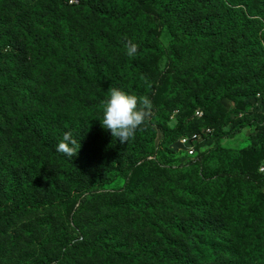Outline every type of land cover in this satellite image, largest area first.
<instances>
[{
  "label": "trees",
  "instance_id": "1",
  "mask_svg": "<svg viewBox=\"0 0 264 264\" xmlns=\"http://www.w3.org/2000/svg\"><path fill=\"white\" fill-rule=\"evenodd\" d=\"M132 1L0 0V142L8 136L12 146L4 158L11 178L0 184L7 201L43 173L59 185L83 172L107 181L126 161H136L138 169L155 155L158 130L173 141L214 125L207 111L224 98L248 108L258 93L264 99V30L261 36L251 32L264 21V0H144V8H158L150 12L152 23L134 19ZM173 18L178 21L174 43L215 44L203 69L179 71L211 86L193 99L208 107L201 108V123L192 130L179 123L175 132L165 113L173 72L160 67L172 50L160 41V29ZM235 18L248 31L243 27L230 34L228 25ZM84 32L90 45L82 48ZM112 58L118 60L111 63ZM142 109L152 116L143 118ZM239 123L236 132L249 126L258 138L264 136L261 122L245 117ZM226 135H214L216 147ZM209 153L193 166L205 165ZM149 161L165 172H183ZM257 175L264 177L259 169ZM232 177H225L226 187L215 197L217 213L205 218L161 222L156 206L140 200L135 224L143 228L137 239L125 234L111 247L121 263L264 264V198L256 195V206L242 208L240 189L250 187L251 175L243 170ZM95 184L90 180L86 188ZM195 207L191 211L198 213L201 206ZM226 218L228 228L219 241H211ZM149 230L155 233L146 236Z\"/></svg>",
  "mask_w": 264,
  "mask_h": 264
},
{
  "label": "rangeland",
  "instance_id": "2",
  "mask_svg": "<svg viewBox=\"0 0 264 264\" xmlns=\"http://www.w3.org/2000/svg\"><path fill=\"white\" fill-rule=\"evenodd\" d=\"M143 1H132L134 19L152 23L150 12L158 8H144L146 3ZM74 22L79 23L77 19ZM261 23L251 29L257 36H261L264 30V21ZM177 24L178 21L173 18L160 29V41L172 48L170 57H162L160 67L173 72L165 95L166 118L173 132L176 131L173 127L179 123L189 125V130L199 124L201 119L197 121L196 111L208 107L205 104L195 105L193 99L211 86L209 81L194 82L192 78L182 76L179 71L187 68L203 69L215 46L213 42L192 41L185 45L174 43V28ZM243 27L248 31L249 27L235 18L229 23L228 30L233 34L243 30ZM87 45H90L89 35L84 32L81 47ZM115 60L118 59L112 58L110 62ZM258 94L251 101L250 108L243 102L238 104L228 98L209 107L207 113L215 122L211 126L214 135L220 136L222 132L228 135L221 139L219 147H216L214 135L204 143L203 149L210 153L205 165L199 168L188 165L184 169H172L157 162L159 167L183 171L170 173L158 169L148 159L138 169L134 166L136 161H126L104 182H98L90 172H83L71 181L58 185L56 180L47 181L48 174L43 173L28 189L21 187L24 193L15 200L7 201L4 191L0 189V264H122L117 252L111 247L122 240L125 234H129L131 240L137 239L143 228L142 224H135L140 200L156 206L158 220L161 219V222L174 221L178 216L184 219L205 218L207 214H216L218 211L215 197L225 189V177L231 180L235 172L243 170L250 173L251 181L248 189H240L239 203L244 209L256 206L255 196L264 198V177L257 175L259 167L264 165V136L258 138L253 127L249 126L238 132L236 130L240 126L239 120L245 117L264 124V99L262 93ZM140 114L145 119L152 116L148 109H142ZM181 135L176 136L173 142L163 137L158 130L155 155L157 149L163 147L168 153L173 151L174 143L187 136ZM204 150H201V154ZM10 152L11 140L5 136L0 142V184L11 178L7 174L8 164L4 160ZM168 153H165L166 158L161 161L171 164L174 158ZM90 180L96 184L86 188ZM129 202H137L139 207L133 208ZM197 205L201 206L200 213L191 211ZM228 222L226 218L225 226L211 241H219L228 228ZM103 232H107L109 237L99 238ZM154 233L149 230L146 236ZM153 263L173 264L160 259L153 260Z\"/></svg>",
  "mask_w": 264,
  "mask_h": 264
},
{
  "label": "built area",
  "instance_id": "3",
  "mask_svg": "<svg viewBox=\"0 0 264 264\" xmlns=\"http://www.w3.org/2000/svg\"><path fill=\"white\" fill-rule=\"evenodd\" d=\"M74 3L78 4L77 1L70 2V4ZM257 96L261 97V94H258ZM195 116L198 119L204 118V111H196ZM213 135L214 130L212 127L202 128L199 132H195L178 139L177 142L172 146L173 151H170V153L166 152V150H163L162 148L161 150L157 149V154L150 156L147 159L156 160L161 166L172 169L184 168L188 165L196 164L200 162L202 155L204 152H206V150L203 149L204 143L210 140ZM201 150H204L203 154H201ZM160 151L163 152L164 157L160 155ZM165 153H168V155L171 154L173 156V163L166 164L165 162L161 161V159L166 158ZM259 173L264 176V165L259 168Z\"/></svg>",
  "mask_w": 264,
  "mask_h": 264
},
{
  "label": "clouds",
  "instance_id": "4",
  "mask_svg": "<svg viewBox=\"0 0 264 264\" xmlns=\"http://www.w3.org/2000/svg\"><path fill=\"white\" fill-rule=\"evenodd\" d=\"M261 167V166H260Z\"/></svg>",
  "mask_w": 264,
  "mask_h": 264
}]
</instances>
